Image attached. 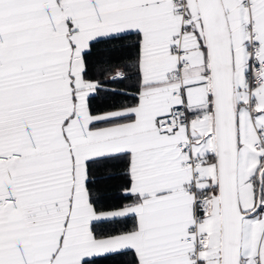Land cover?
Returning a JSON list of instances; mask_svg holds the SVG:
<instances>
[{"label": "snow or ice", "instance_id": "1", "mask_svg": "<svg viewBox=\"0 0 264 264\" xmlns=\"http://www.w3.org/2000/svg\"><path fill=\"white\" fill-rule=\"evenodd\" d=\"M0 264H264V0H0Z\"/></svg>", "mask_w": 264, "mask_h": 264}]
</instances>
